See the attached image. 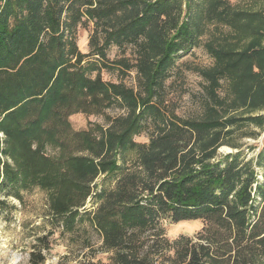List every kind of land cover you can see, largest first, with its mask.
I'll list each match as a JSON object with an SVG mask.
<instances>
[{
  "label": "trees",
  "instance_id": "1",
  "mask_svg": "<svg viewBox=\"0 0 264 264\" xmlns=\"http://www.w3.org/2000/svg\"><path fill=\"white\" fill-rule=\"evenodd\" d=\"M89 23L94 31L85 55L76 32ZM211 26L231 29L233 41L205 45L215 62L200 72L207 82L205 114L198 120L168 114L161 95L169 72ZM134 44L135 65L108 62L111 46ZM106 67L136 69L139 89L105 82ZM223 80L228 92L220 98ZM112 106L127 108V116L106 130L73 131L72 115ZM263 111V12L237 9L227 0H0V194L21 200L22 191H46L50 215L63 231L74 233L88 220L114 264H217L214 241L204 245L185 235L170 241L159 226L163 220L214 222L238 249L255 242L264 253V231L255 232L264 223V182L257 170L264 177V146L255 160L245 161L241 151L216 160L233 129H264ZM150 119L149 143H137ZM71 138L81 155H66ZM49 146L61 156L47 155ZM101 175L115 179L114 188L92 187ZM93 190L99 205L81 213ZM55 232L36 239L31 264H45L42 249L51 251Z\"/></svg>",
  "mask_w": 264,
  "mask_h": 264
},
{
  "label": "rangeland",
  "instance_id": "2",
  "mask_svg": "<svg viewBox=\"0 0 264 264\" xmlns=\"http://www.w3.org/2000/svg\"><path fill=\"white\" fill-rule=\"evenodd\" d=\"M230 4L240 10L256 11L264 13V0H227ZM94 27L92 23L86 28L79 27L76 32V41L79 51L82 54L90 53L89 41L93 35ZM231 29L223 26H211L207 33L201 37L200 45L190 53L182 55L175 62L170 70L162 91V108L168 114H174L184 120H198L205 114V108L208 103L206 92L207 82L203 79L200 72L210 69L214 66V59L207 52L205 45L208 41L222 42L227 38L232 42L230 35ZM137 45H127L124 47L111 46L107 50V60L109 63L128 61L130 65H135L139 54ZM96 72L91 73L90 77L94 79ZM101 77L107 83H123L127 88L139 89V80L136 69L127 73H121L118 67L103 68ZM222 88L218 91L220 98H224L228 92V83L223 80ZM241 111L236 115H240ZM128 110L124 107L112 106L103 110L101 113L85 114L79 113L72 115L69 120L74 132H88L95 130L96 127H103L106 130L111 122L120 116H127ZM244 114V113H243ZM260 114H264V111ZM145 129L135 137V141L140 144H148L149 138L153 133L154 125L150 120L144 122ZM224 140L229 146H223L218 150L216 160H222L230 154L243 152L245 161L255 160L258 153L264 146V129L246 124L235 128L231 135L224 136ZM78 140L71 138L68 142L66 155L80 154L76 152ZM47 155L51 157H60L61 150L58 148L47 147ZM65 153V152H64ZM83 154V153H82ZM127 159L134 160L132 153L128 154ZM121 164L122 161L120 160ZM259 180L264 182L262 169H257ZM116 180L113 178L99 176L92 184V187L114 188ZM96 184V185H95ZM257 185H254L256 188ZM5 193L0 194L2 200L6 201L3 210L0 211V264H31L30 254L36 249V239L46 236L51 231H56L49 237L51 251L43 250L46 255L45 264H114L111 255L102 252V237L85 220L81 226H78L74 233L63 231L59 222L50 215L49 195L46 191L38 187L21 192L22 199L10 196L5 198ZM255 192H253V195ZM99 205L95 199L93 190L85 206L80 210L92 212ZM258 205V204H257ZM262 204L259 211H261ZM259 215V214H258ZM252 225L257 222L252 220ZM164 230V237L170 241L176 240L179 236L185 235L195 243L207 245L209 241H214L213 250L218 258L217 264H264V253L259 248H255V242H244L241 249L239 244L232 243V240L226 238L225 229L218 227L214 222L187 221L178 224H170L163 220L159 224ZM264 231V223L258 222L255 232ZM154 232V231H153ZM149 233H147L146 236ZM154 234V233H152ZM151 238L142 251L152 244ZM216 243V244H215ZM231 251V252H230ZM93 257V259H91ZM162 262V263H161ZM155 264H169V262L156 261Z\"/></svg>",
  "mask_w": 264,
  "mask_h": 264
}]
</instances>
